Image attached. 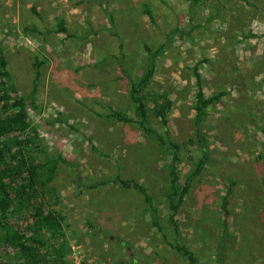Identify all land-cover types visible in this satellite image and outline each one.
<instances>
[{"label":"rangeland","instance_id":"1","mask_svg":"<svg viewBox=\"0 0 264 264\" xmlns=\"http://www.w3.org/2000/svg\"><path fill=\"white\" fill-rule=\"evenodd\" d=\"M60 19L66 33H56ZM0 41L10 82L28 99L38 156L63 160L43 202L63 217L66 264H188L151 216L199 264H216L219 252L224 264H264V0H0ZM143 45L165 47L147 90L172 102L180 184L201 158L192 67L205 97L225 93L200 123L207 162L174 217L177 233L167 224L168 154L136 125L107 118L108 107L133 116L118 79L121 69L143 72ZM149 126L163 133L157 120ZM116 169L145 187L154 215L135 191L87 187Z\"/></svg>","mask_w":264,"mask_h":264},{"label":"trees","instance_id":"2","mask_svg":"<svg viewBox=\"0 0 264 264\" xmlns=\"http://www.w3.org/2000/svg\"><path fill=\"white\" fill-rule=\"evenodd\" d=\"M143 13L151 23L154 22L152 13L145 4H143ZM59 32L66 33L62 19L56 25V33ZM164 48V45H161L152 50L147 45H143L146 62L143 72L138 77L131 78L125 75L123 69L120 70L124 78L118 80L124 81L128 87V100L133 108V116L129 117L108 107L107 118L121 125H136L146 138L151 139L157 147L163 148L168 154L167 224L177 233L174 217L188 191L189 183L207 162V152L200 134V123L206 110L218 103L225 93L221 91L205 97L201 76L198 73V63L192 67L193 126L201 150V158L192 174L180 184L178 164L181 147L171 139L167 120L172 102L165 93H153L147 90V85L155 72L156 60ZM27 103L28 99L19 96L10 82L0 41V264H66V250L60 234L63 217L58 209L51 208L43 202L44 191L54 179L57 164L63 160L60 157L38 156L40 150L38 135L29 126ZM149 118L158 121L163 130L162 134L149 126ZM261 133L264 136V130ZM188 144L194 145L192 139L188 140ZM105 157L109 159L108 156ZM108 184L140 194L150 214L154 215L156 209L145 187L133 179L123 178L118 169L111 179L99 180L87 187L94 188ZM226 201L225 195L221 206L227 216ZM151 217L152 227L169 249L184 258L188 264H199L187 247L178 242H170L159 219ZM219 248H222V245H219ZM216 264H224L221 252L218 253Z\"/></svg>","mask_w":264,"mask_h":264}]
</instances>
